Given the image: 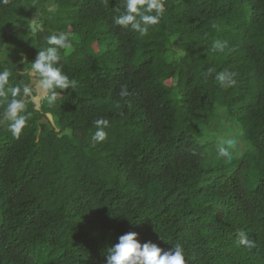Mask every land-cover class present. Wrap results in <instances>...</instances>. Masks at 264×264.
Listing matches in <instances>:
<instances>
[{
  "label": "trees",
  "instance_id": "obj_1",
  "mask_svg": "<svg viewBox=\"0 0 264 264\" xmlns=\"http://www.w3.org/2000/svg\"><path fill=\"white\" fill-rule=\"evenodd\" d=\"M164 2L144 37L114 24L121 0L0 4V71L34 89L19 139L0 122V264H105L128 232L182 244L186 264H264V0ZM60 32L75 86L49 107L28 69ZM223 70L234 86L215 81ZM228 138L231 161L217 155Z\"/></svg>",
  "mask_w": 264,
  "mask_h": 264
},
{
  "label": "clouds",
  "instance_id": "obj_2",
  "mask_svg": "<svg viewBox=\"0 0 264 264\" xmlns=\"http://www.w3.org/2000/svg\"><path fill=\"white\" fill-rule=\"evenodd\" d=\"M9 0H0V4H7ZM123 11L114 17V24L123 29L139 34L140 37L147 36L152 26L158 25L165 12L164 0H121ZM213 28L219 30V25L213 24ZM47 47L39 50L34 60L31 62L29 75L33 76L36 83V91L42 95L49 107H53L57 101V90L71 89L75 86V81L63 73L61 62V50L71 49V40L68 34L60 32L49 35L46 39ZM227 46L226 41L219 39L212 42L213 52H224ZM11 71L5 68L0 71V122H7V129L12 137L19 139L23 129L30 119L31 113L26 112L25 98L33 96L34 89L28 83H19L15 86L10 84ZM208 76L213 75V70L209 69ZM237 73L223 70L216 72L214 79L222 87L228 88L236 84ZM129 95L126 86H122L121 97ZM45 116L52 121L51 112H46ZM109 126L106 119L95 121L96 131L92 136L93 143L105 141L107 133L104 129ZM237 145V140L228 138L220 141L218 147V157L231 161L233 157L232 149ZM131 221V220H130ZM239 243L248 249L255 247L254 241L248 238L244 231L237 233ZM105 264H186L184 248L182 244H174L169 250H164L156 243H140L138 233L128 232L118 237V243L110 246L106 250Z\"/></svg>",
  "mask_w": 264,
  "mask_h": 264
},
{
  "label": "rangeland",
  "instance_id": "obj_3",
  "mask_svg": "<svg viewBox=\"0 0 264 264\" xmlns=\"http://www.w3.org/2000/svg\"><path fill=\"white\" fill-rule=\"evenodd\" d=\"M167 84H171V81H168ZM40 96H41V95H40ZM40 99H41V98H40L39 96H37V97H35V100H34V101H35L37 104H39ZM216 122H217V123L220 122V118H218V119L216 120ZM244 142H246V138L243 139V142L239 143V145H240L239 147L242 148V145H243Z\"/></svg>",
  "mask_w": 264,
  "mask_h": 264
}]
</instances>
